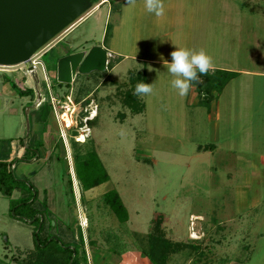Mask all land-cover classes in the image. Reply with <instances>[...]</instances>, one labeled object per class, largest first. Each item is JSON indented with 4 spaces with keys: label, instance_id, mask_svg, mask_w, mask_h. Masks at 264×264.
<instances>
[{
    "label": "rangeland",
    "instance_id": "rangeland-1",
    "mask_svg": "<svg viewBox=\"0 0 264 264\" xmlns=\"http://www.w3.org/2000/svg\"><path fill=\"white\" fill-rule=\"evenodd\" d=\"M164 6V15L157 17L146 11L144 0H136L135 7L126 0L92 3L37 51L44 67L36 65L35 78L25 73L24 64L0 66V140L5 146L12 138L18 147L31 149L15 163L14 173L24 182H17L11 198L0 192V264H23L38 241L65 255L60 264H115L128 251L146 249L149 234L181 246L170 253L168 264H264V82L255 87L253 73L235 77L201 106L194 86L186 96L178 94L163 62L171 61L174 42L204 48L216 68L225 62L229 69L260 67L264 0H164ZM93 46L106 50V69L59 82L58 53ZM142 74L154 91L139 97L143 110L132 113L123 99ZM25 88L29 91L23 93ZM51 91L59 107L68 103L67 109L58 108L66 144ZM42 123L53 130L41 135L45 143L38 134ZM53 136L58 145L49 157L43 145ZM72 139L81 151L94 147L108 181L81 190L73 160L66 156L72 159ZM210 144L217 148L204 151ZM112 188L126 207L125 224L100 201ZM27 196L35 197L30 207L45 214L39 234L41 220L20 218L10 206ZM15 205L17 212L28 209ZM108 230L126 244L121 254L108 247ZM88 233L95 245L88 244Z\"/></svg>",
    "mask_w": 264,
    "mask_h": 264
},
{
    "label": "trees",
    "instance_id": "trees-1",
    "mask_svg": "<svg viewBox=\"0 0 264 264\" xmlns=\"http://www.w3.org/2000/svg\"><path fill=\"white\" fill-rule=\"evenodd\" d=\"M101 0H93L92 3H99ZM106 1V0H104ZM108 65L112 66V63H108ZM109 66V67H110ZM199 81H194L192 86L196 89L198 95V104L201 106H208L211 100L213 99V92L220 91L224 85L236 75V72L225 70L221 68H215L209 72L207 75L199 74ZM145 76L142 74L140 77L137 78V82H145ZM23 93L28 92L29 89L25 88L21 90ZM86 101V99L84 100ZM123 103L127 105L132 113H137L143 110L144 104L139 99V97L133 95V92L129 91L123 99ZM83 115V113H81ZM82 116L79 117V121L76 119V127L79 128L82 126ZM95 116L87 120V122L92 121ZM44 126L46 125L43 123ZM77 134L76 129L72 131V135L75 136ZM12 138L5 139L8 142L5 146L2 145V141L0 140V192L4 196L11 198L13 190L18 188L17 182H24L19 180L14 173L15 170V163L20 159L26 156V151L31 150L29 146H25V151L21 155L20 158H13L8 160L9 153H10V141ZM87 139L82 141V143L86 144ZM81 144V145H84ZM80 145L79 142H76L72 139V160L74 166V174L76 181L79 182V186L82 191H86L90 188L96 187L103 182L108 181L109 175L102 164V161L99 159L95 149L93 146H89L84 151L78 147ZM16 159V160H15ZM72 182L71 176L69 175L68 183L70 192L73 196L72 190ZM29 188L32 189V186L29 184ZM32 196V195H31ZM35 197L33 200H30V197L22 198L16 200L14 204H11L12 210L14 215H18V217L39 222L40 218L43 217L41 222L39 231L35 234H39L43 222L45 221V214L42 213L40 210L30 207L34 202ZM100 201L102 202L105 208H109L110 211L115 213L117 219L120 223L125 224L128 219V213L126 207L124 206L118 191L114 188L109 189L103 192L100 196ZM87 202V200H85ZM84 202V203H85ZM15 204L19 205H26L27 211L25 213L17 212V208ZM48 212H50L48 210ZM41 214V215H40ZM26 217V218H25ZM90 219V218H89ZM51 218L48 217V222H50ZM80 227V225L78 224ZM90 227V226H89ZM102 231V230H101ZM105 239L107 241L108 247L111 249L118 248V250L114 249L115 251H119L120 254L122 253L125 243L121 241L118 235L114 232L112 233L111 230L104 232ZM113 237V239H111ZM87 242L89 245H95V239H92L91 234L88 233L87 235ZM47 241V237L44 238ZM38 240V239H37ZM83 241V240H82ZM45 243V242H44ZM41 241L37 242V247L34 251H32V255L28 256L23 264H60L62 261L65 260V255L63 253L47 251V247L44 246ZM83 244V243H82ZM65 252L68 251L69 248H65ZM122 249V250H121ZM181 246L179 244H175L167 240L166 238H162L160 235L149 234L147 237V248L144 250H140L142 256H146L151 263L153 264H168V258H170V253H175L180 251ZM197 249V246L195 247ZM85 251V250H84ZM50 252V253H49ZM72 252V251H71ZM201 252V251H200ZM55 254V255H54ZM70 258V257H69ZM227 259V258H226ZM224 260V259H222ZM73 264V262H71Z\"/></svg>",
    "mask_w": 264,
    "mask_h": 264
},
{
    "label": "water",
    "instance_id": "water-1",
    "mask_svg": "<svg viewBox=\"0 0 264 264\" xmlns=\"http://www.w3.org/2000/svg\"><path fill=\"white\" fill-rule=\"evenodd\" d=\"M91 5L92 0H0V66L27 64L32 55L79 19ZM68 51L66 48L64 52ZM106 64V51L93 46L88 51L59 56L55 75L59 82L71 83L76 73L103 71ZM27 70L36 77L31 66ZM40 100L38 94L35 106ZM29 109L25 113L27 125Z\"/></svg>",
    "mask_w": 264,
    "mask_h": 264
},
{
    "label": "clouds",
    "instance_id": "clouds-1",
    "mask_svg": "<svg viewBox=\"0 0 264 264\" xmlns=\"http://www.w3.org/2000/svg\"><path fill=\"white\" fill-rule=\"evenodd\" d=\"M102 3V0L99 2ZM126 4L135 7L136 0H126ZM146 11L157 17L165 12L164 0H144ZM174 50L170 53L171 61L164 60V65L173 79L171 85L180 96H186L194 81H199V74L207 75L213 70V60L204 48L189 49L173 42ZM163 59V57H161ZM153 85L143 81L137 83L133 95L144 97L152 94Z\"/></svg>",
    "mask_w": 264,
    "mask_h": 264
},
{
    "label": "crops",
    "instance_id": "crops-1",
    "mask_svg": "<svg viewBox=\"0 0 264 264\" xmlns=\"http://www.w3.org/2000/svg\"><path fill=\"white\" fill-rule=\"evenodd\" d=\"M102 2H104V0H102ZM257 47H259V50L261 49L260 51V67H256L253 71L252 70H249V69H237L235 66L232 67V69H229V67H226L224 64H229V63H223V65L219 66V68L221 69H225V70H230V71H234L236 72V75L234 77H232L228 82H230L231 80H233L235 77H239L241 75H251V73H253V76L256 78L254 80L255 82V87L258 86V82L259 83H263L264 82V46L262 47L261 45H257ZM104 49V48H103ZM263 49V50H262ZM105 50V49H104ZM106 51V50H105ZM106 62H107V52H106ZM147 62H152V63H148V64H155L154 60H148ZM161 62V61H160ZM114 68V67H113ZM216 66L213 65V69H215ZM228 68V69H227ZM146 81V80H145ZM227 84V83H226ZM226 84L224 85V87L226 86ZM224 87L222 89H224ZM1 88H5V85L3 83H1ZM2 91V90H1ZM7 94H9L10 90L7 89L5 91ZM263 92V96L261 95L262 98H260V102L263 101L264 103V91ZM12 93V92H10ZM1 100V104H0V107H2L3 105V102H2V99L0 98ZM214 105V104H213ZM263 107V105H262ZM37 124V128L36 130H38V126H40V124L36 123ZM50 125L51 124H48V125H45L42 123L41 127L39 129L43 130L41 131V133H38L39 134V138L44 141V138L41 136V135H44L46 134L47 132H52L53 130L50 129ZM52 128V126H51ZM46 130V131H45ZM45 131V132H44ZM84 131V130H83ZM39 132V131H38ZM55 136L51 137L49 140H48V144H45L43 145V147H45L46 149L44 150L46 156L49 155V157L51 156V154L53 153L54 151V145H58V143L55 141L52 140V138L54 139ZM46 139V138H45ZM78 139H79V136H78ZM80 140V139H79ZM84 139H82L81 141H84ZM45 143V141H44ZM61 143V142H60ZM18 144H15V141L13 139H11L10 141V153H9V157H8V160H11L13 159L14 157H21V155L24 153L25 151V147L23 145H19V147L17 146ZM199 148H201L199 146ZM217 147L215 146H212L211 147V144H210V147L209 149H207L206 147L203 148L204 151H207V152H212L213 150H215ZM48 149V150H47ZM48 157V158H49ZM264 157V156H263ZM262 157L261 160H264V158ZM43 158H45V156H43ZM71 159V158H70ZM67 160V159H66ZM69 160V159H68ZM72 160V159H71ZM263 166H264V162L262 163ZM264 169V168H263ZM25 171V170H24ZM264 171V170H263ZM91 189V188H90ZM89 190V189H88ZM86 190V191H88ZM86 191H83V192H86ZM117 263L115 264H152L151 262H149V259L146 257V256H141V254L138 252V251H128L124 254H122L120 257H119V260L116 261Z\"/></svg>",
    "mask_w": 264,
    "mask_h": 264
},
{
    "label": "built area",
    "instance_id": "built-area-1",
    "mask_svg": "<svg viewBox=\"0 0 264 264\" xmlns=\"http://www.w3.org/2000/svg\"><path fill=\"white\" fill-rule=\"evenodd\" d=\"M36 54H37V52L30 57V59L28 60V63H27V66L28 67L31 66V67H33V69H36V65L37 64H41L43 66L42 62H40V60L38 58H36ZM3 70H6V69H3ZM27 72L29 73V70H26L25 71L26 74H28ZM50 97H51V102H52L53 106L55 107L54 115L56 116V118H57V120L59 122L61 121L60 122V137L63 138V141H65V144H66V134H65V131H64V129L62 127V124H61L62 123L61 113L60 112L58 113V108L62 107L64 109H67L68 103L62 102V105H60V107H59L58 104H60L61 102L57 99L56 95H54L52 91H51V96ZM64 101L66 102V100H64ZM39 102L37 103V105L39 104ZM71 113H72V111H71ZM75 138H77V137H75ZM66 156H67V159L71 160L70 159L71 158L70 157V154H67L66 153ZM71 173L73 174V171L72 170H71ZM73 181H74V177H73ZM80 223H81L80 225L82 227L86 226V223H82V220H81Z\"/></svg>",
    "mask_w": 264,
    "mask_h": 264
},
{
    "label": "flooded vegetation",
    "instance_id": "flooded-vegetation-1",
    "mask_svg": "<svg viewBox=\"0 0 264 264\" xmlns=\"http://www.w3.org/2000/svg\"><path fill=\"white\" fill-rule=\"evenodd\" d=\"M50 48H51V47H50ZM64 51H66V49H65ZM80 51H82V50L79 49V50L76 51V50H70V49H69L68 52L58 53V57H59V56H64V55H67V54H71V53H74V52H80ZM83 51H87V50H83ZM57 59H58V58H57ZM24 65H26V69H27V67H28L27 64H24ZM32 70H33V71L35 72V74H36V69H33V67H32ZM76 74H77V73H76ZM30 75L33 77L32 74H30ZM73 79H74V78H73ZM40 215H41V214H40ZM41 219L43 220V217H41L40 220H41ZM42 220H41V222H42Z\"/></svg>",
    "mask_w": 264,
    "mask_h": 264
},
{
    "label": "bare ground",
    "instance_id": "bare-ground-1",
    "mask_svg": "<svg viewBox=\"0 0 264 264\" xmlns=\"http://www.w3.org/2000/svg\"><path fill=\"white\" fill-rule=\"evenodd\" d=\"M82 133H83V137H84V134H85V133H84V132H82Z\"/></svg>",
    "mask_w": 264,
    "mask_h": 264
}]
</instances>
